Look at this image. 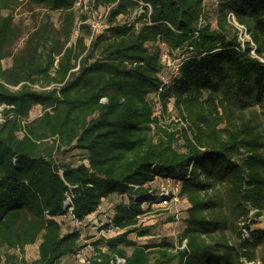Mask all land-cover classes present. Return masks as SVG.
Returning a JSON list of instances; mask_svg holds the SVG:
<instances>
[{"label": "trees", "instance_id": "1", "mask_svg": "<svg viewBox=\"0 0 264 264\" xmlns=\"http://www.w3.org/2000/svg\"><path fill=\"white\" fill-rule=\"evenodd\" d=\"M91 2L112 6L89 42L73 0H0V264L24 263L1 251L36 242L30 264L77 254L80 230L62 218L79 224L110 196L120 200L102 228L116 233L81 264H264V229L246 223L250 210L264 217V0H214L213 23L205 0ZM163 49L183 57L167 85ZM73 150L78 163L59 159ZM160 179L179 182L188 203L177 245L129 237L151 235L140 220Z\"/></svg>", "mask_w": 264, "mask_h": 264}, {"label": "rangeland", "instance_id": "2", "mask_svg": "<svg viewBox=\"0 0 264 264\" xmlns=\"http://www.w3.org/2000/svg\"><path fill=\"white\" fill-rule=\"evenodd\" d=\"M214 7V0H205V9L208 12V20L213 23V16L211 15V11ZM52 21L55 26L59 23L58 13H52ZM14 17L16 20L20 19L24 29H29L33 25L32 18L26 12H23V8H17L14 12ZM23 45V39H21L17 44L16 48H20ZM4 66H9L11 64V59L3 60ZM159 113L158 110H156ZM155 111V112H156ZM169 121L176 120L177 116L174 111L169 109ZM41 113L40 107H34L30 112V118H33ZM176 117V118H175ZM263 120V117L260 116ZM81 155L78 154L77 151H71L67 155L61 156L59 159L62 161H72L74 163H78ZM164 180V179H163ZM157 180L156 181V189L157 192L160 186L163 184L166 185V181ZM171 185H168V189ZM120 198L115 196H110L107 200L102 201L96 212L86 217L81 223L77 224L72 222L68 217L63 219V227L65 229H75L78 228L80 230L81 239H80V249L77 254L63 257L59 264H81L86 258H88L92 253V243L101 235V232L105 229L102 228L105 223L109 220L111 216V212L113 206L118 203ZM145 205V204H144ZM188 207V203L183 199L180 203H177L175 206H171L168 209H164L159 207L157 204H152V210L147 212L141 218V226H148L151 228V235L136 238L134 235H129L130 238L135 239L138 243L148 244L154 241L167 240L175 245L178 244V237L183 227V218L185 217V209ZM173 213H177L178 219L175 221L168 222L169 217H173ZM250 218V217H249ZM250 229H264V217H254L250 218L249 222ZM233 245H236L237 241L235 238L231 241ZM38 242L28 245L24 247L23 252H19L16 250H2V253H7L9 255L17 256L18 258H22L24 263L17 262L16 264H30L34 261L37 254ZM258 257V254H256ZM175 264V263H172ZM254 264H261L257 258L254 261Z\"/></svg>", "mask_w": 264, "mask_h": 264}, {"label": "built area", "instance_id": "3", "mask_svg": "<svg viewBox=\"0 0 264 264\" xmlns=\"http://www.w3.org/2000/svg\"><path fill=\"white\" fill-rule=\"evenodd\" d=\"M141 7L145 6L147 11L150 12V5L140 3ZM91 0H73V7L75 9H78L80 12H85L87 15L86 23H88L90 29H91V37L89 38V42L92 38L100 34L103 29L107 26L106 24V18L109 13V10L112 5L106 6L103 8L93 9ZM143 10L140 8L137 12V14L141 13ZM228 21L232 23L236 29L238 30V36L240 41L242 42L244 40H249L248 34L246 33V30L243 26L238 25L232 14H228ZM183 57L179 53V51H176L173 55H170L165 49L161 50L160 52V60L161 64L163 65L164 72L160 73L159 79L162 83V85H167L171 82L172 79L178 76L179 73V67L181 65ZM264 62V60H261ZM160 90V89H159ZM158 97L155 96L154 102H155V111L160 108L159 101L157 100ZM160 113V112H159ZM157 111L155 112V115H159ZM0 120L2 121V118L0 116ZM174 122H179L180 124H183L182 122L178 121L177 119L174 120ZM163 180V179H161ZM163 181H166V185L163 184L160 186L159 190L155 192L156 194V203L159 207L168 209L171 206H175L177 203H180L183 201V198L180 197L179 191H180V183L171 181L170 179H164ZM171 185V187L168 189V185ZM153 194H151L152 196ZM66 206L65 209L69 208V202L66 201L64 203V206ZM70 209V208H69ZM256 211L250 210L249 217L252 218V215H254ZM173 218L176 221L178 219L177 213H173ZM250 218L246 221V223L250 222ZM109 223V220L107 221ZM243 224V223H242ZM242 232V239H247L249 237L248 230L245 228L241 229ZM112 233H116V230L113 228L112 225H109L108 229H105L101 232L102 236L110 235ZM100 235V236H101ZM110 264H124V259L116 257L113 262ZM244 264H250L245 263Z\"/></svg>", "mask_w": 264, "mask_h": 264}, {"label": "water", "instance_id": "4", "mask_svg": "<svg viewBox=\"0 0 264 264\" xmlns=\"http://www.w3.org/2000/svg\"><path fill=\"white\" fill-rule=\"evenodd\" d=\"M66 206H67V205H65V206L63 207V210H65Z\"/></svg>", "mask_w": 264, "mask_h": 264}, {"label": "crops", "instance_id": "5", "mask_svg": "<svg viewBox=\"0 0 264 264\" xmlns=\"http://www.w3.org/2000/svg\"><path fill=\"white\" fill-rule=\"evenodd\" d=\"M183 228V227H182ZM182 230V229H181Z\"/></svg>", "mask_w": 264, "mask_h": 264}]
</instances>
